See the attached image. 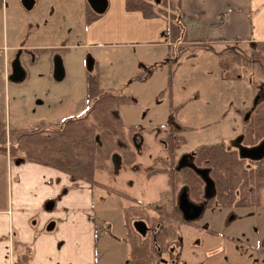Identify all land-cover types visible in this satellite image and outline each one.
Listing matches in <instances>:
<instances>
[{
    "label": "rangeland",
    "instance_id": "rangeland-1",
    "mask_svg": "<svg viewBox=\"0 0 264 264\" xmlns=\"http://www.w3.org/2000/svg\"><path fill=\"white\" fill-rule=\"evenodd\" d=\"M44 2L37 0L31 10H25L19 0H1L0 42L5 41L4 34H14V43L24 46L19 55L24 79L10 82L3 75L5 83L0 86V110L8 128H52L65 118L81 115L93 101L86 96L88 83L102 93L128 98L118 107L121 119L140 133L135 138L138 164L115 167L113 176L99 170L94 173L97 185L92 189V219L97 223V263L111 255L113 264H128L123 226L129 216L127 224L136 242L148 241L155 250L154 259L147 264H264V186L257 190V207L205 210L199 223H176L174 239L161 244L155 241V234L164 223H175L170 218L152 222L159 212L149 206L159 199L170 202L168 196L161 195L166 189L165 174L151 171L164 168L155 157L165 156L162 139L172 123L185 129L180 132L185 144L175 151L177 157L180 151L191 152L199 144L223 141L229 146L241 126L236 110L243 109L246 120L249 112L264 109V53L245 43L211 45L214 51L232 50L242 57L237 65L232 64L239 75L234 81L221 79L217 56L207 47L184 50L177 58L179 65L173 62L166 69V57L160 59L157 53L160 48L67 46L71 36L65 35L67 30L64 34L59 31H64L67 19L63 13L56 14L55 3ZM39 12L50 15L42 30H36L29 19ZM19 50L8 52L7 59L5 56L8 72L9 62ZM56 56L63 68L60 80L52 77ZM4 157L8 156L0 152V204H5L8 196ZM229 213L235 217L230 223L226 219ZM135 220L146 225L143 236L133 229Z\"/></svg>",
    "mask_w": 264,
    "mask_h": 264
},
{
    "label": "crops",
    "instance_id": "crops-1",
    "mask_svg": "<svg viewBox=\"0 0 264 264\" xmlns=\"http://www.w3.org/2000/svg\"><path fill=\"white\" fill-rule=\"evenodd\" d=\"M45 1L44 4L55 3L56 14L63 13L64 20L67 19L64 31L63 28L59 30L63 34L67 30L65 35L71 36L72 42H67V46L82 49L160 48L158 56L160 59L166 57L164 65L170 69L168 55L174 44L168 38V18L165 16L144 18L138 10H126L125 0H107L105 11L84 24L86 0ZM36 2L34 0L32 8ZM164 2L166 16L171 11L169 2L177 3L182 44L187 48L264 42V0ZM1 6L0 0V9ZM29 19L31 25L37 26L36 30H42L49 24L50 15L39 12L31 14ZM3 38L5 41L0 42V53L4 56L0 58V86L5 83L3 75L8 74V52L19 48L21 53L24 47L22 43H14V34L10 37L4 34ZM174 63L179 65V62ZM4 159L8 196L6 203L0 204V264H98L97 223L92 219L93 187L84 181L71 182L65 173L47 166L32 162L16 164L8 157ZM48 201L53 203L50 210L44 209ZM50 222L53 227L46 230ZM13 242L17 243L15 251ZM26 246L30 259L19 261L18 252ZM103 261L101 264H113L111 255L105 256ZM127 263L130 264L128 254Z\"/></svg>",
    "mask_w": 264,
    "mask_h": 264
},
{
    "label": "trees",
    "instance_id": "trees-1",
    "mask_svg": "<svg viewBox=\"0 0 264 264\" xmlns=\"http://www.w3.org/2000/svg\"><path fill=\"white\" fill-rule=\"evenodd\" d=\"M125 9L138 10L144 18L165 16L168 21V38L172 44L170 48L169 67L178 59L180 54L188 49L182 44L183 35L181 23L176 13L177 3L169 2L171 11H165L164 0H125ZM98 14L93 13L85 2L83 23L88 24ZM257 53H264V42L255 43ZM172 50V51H171ZM209 52L217 56V63L223 80H236L239 75L232 64H238L242 57L232 50H212ZM228 53H230L228 55ZM168 75L167 86L171 81ZM86 84V96L93 98L92 104L84 113L75 117H68L54 124L52 128L40 125L31 129L8 128L2 118L0 110V152L12 161L32 162L47 166L65 173L71 182L83 180L94 187L95 171H104L113 176L115 167H132L136 165L137 156L135 138L139 136L135 125H125L119 113V105L128 98L110 93ZM132 101V100H130ZM262 109H260L261 111ZM90 118V120H88ZM248 129L247 141L254 142L264 135V116L260 119L254 116ZM172 123L162 139L165 156H156L162 161L164 168L152 170L151 173H163L166 176V189L161 195L170 198V202L162 203L161 199L150 204L153 211H158L156 220L172 219L175 224L164 223L155 234V241L163 243L173 240L176 236V223H180L175 208L176 192L182 182H189L186 169H175L174 149L184 142L181 131ZM8 133V135H6ZM7 136V144L5 136ZM6 144V145H5ZM196 158L209 167L215 185L219 206L238 204L244 207L258 203L257 190L264 186V159L254 163L253 166L243 165L222 141L201 144L196 148ZM138 164V163H137ZM235 190H239L240 198L234 201ZM120 194V193H119ZM125 196V195H122ZM240 200V201H239ZM165 212V213H162ZM125 237L128 241V262L130 264H147L154 259L155 250L148 241L137 243L135 234L125 225ZM17 243H12L16 250ZM19 261L30 259L29 248L26 246L18 252Z\"/></svg>",
    "mask_w": 264,
    "mask_h": 264
},
{
    "label": "flooded vegetation",
    "instance_id": "flooded-vegetation-1",
    "mask_svg": "<svg viewBox=\"0 0 264 264\" xmlns=\"http://www.w3.org/2000/svg\"><path fill=\"white\" fill-rule=\"evenodd\" d=\"M19 55H20V52H19ZM19 55H18V59H19ZM9 64H10V62H9ZM9 70H10V68H9ZM8 74H9V72H8ZM236 111L240 115V124H241V126L239 127V130L237 132H235V134L232 136V139L230 141L229 146L226 147L225 144H224V146L237 159H239V161H241L243 165L253 166V165H255L254 163H257V162L263 160L264 159V155L260 159L254 160V159H250V158H247V157H241L239 155V150H240V148L253 147V146L257 145L261 140L264 139V135H262L261 137L256 139L254 142H251V141H247L248 135L246 136V133L248 134L247 131L249 129V126L251 125L250 123L252 122L253 117L254 116H258L259 119L261 117H263L264 116V109H262L261 111H260V109H257V111L252 112V113L249 112L247 117H246V120H245V117H243V115L241 114L242 111H244L243 109H241L239 111L236 110ZM244 122H245V124H244ZM184 130H182L181 132H183ZM213 143H216V142H213ZM135 144L136 143L134 141V145ZM162 144H163V142H162ZM184 144H185V142H183L182 144H179L174 149V154H175V151L178 149V147L181 146V145H184ZM208 144H211V143H208ZM199 145H201V144H199ZM199 145H197V146H199ZM197 146H195L194 149L191 152L180 151L178 153L177 157H175V155H174V158H175V169H176V165H177V160L181 156H184V160H183L184 164L179 169H186V171L188 172L187 175L189 176V179H190V183L184 181V182H182L180 184V186H179V188H178V190L176 192V196H177V193L180 190H185L186 195H187L188 199L190 200V202H192L194 204H200V205L203 206V209H202V211H201V213H200V215H199V217L197 219L192 220V221H183L182 218H181L180 213L178 212V210L176 208V196H175V208H176V210L178 212V215H179V218L181 220V223H192V224L199 223L201 221V219H200L201 215L203 214V212L205 210L206 211H209V210L210 211H215V210L217 211L218 209H232L233 211H235L237 209H245V208L252 207V206L253 207H257V205H259L257 203L255 205H249V206H245L244 205V207L241 206V205H238V204H236V205L235 204H231V205H228V206L227 205L226 206H219V203H218V200H217L216 185H215V182H214V179H213L212 175L210 174L209 167L206 166L203 162L202 163L199 162L198 159L196 158L197 157L196 156V148H197ZM199 169L200 170L206 169L207 170L206 175L212 181L214 192H213L212 196L209 197V198H206L204 196L205 182H204L202 176L197 172V170H199ZM239 192H240L239 190H235L234 191V193L236 195V198L234 199V201H238V199L240 198L239 197L240 196ZM128 209H130V206L128 207ZM233 216L234 215H232L231 213H229V215L227 216L226 219L228 220L229 223L232 222V220L235 218ZM128 218H129V216H128ZM128 218H126L127 223H129ZM135 221H140V220H135ZM141 222L144 223L143 221H141Z\"/></svg>",
    "mask_w": 264,
    "mask_h": 264
},
{
    "label": "water",
    "instance_id": "water-1",
    "mask_svg": "<svg viewBox=\"0 0 264 264\" xmlns=\"http://www.w3.org/2000/svg\"><path fill=\"white\" fill-rule=\"evenodd\" d=\"M34 0H20L21 6L25 10H30L33 6ZM86 3L90 10L95 14H102L107 6V0H86ZM19 51L15 53L12 60L9 64V74L7 75V80L10 82H20L25 77V71L20 65L18 59ZM88 67L91 65V61H87ZM63 76V68L61 64V60L58 56H56L52 61V77L54 80H60ZM239 155L241 157H247L250 159H260L264 155V139L261 140L257 145L250 147V148H240ZM184 156H181L177 160L176 169H179L183 166ZM17 164L18 161H15ZM197 172L202 176L205 182L204 188V196L209 198L212 196L214 190L212 181L206 175L207 170H197ZM53 203L48 201L44 204V209L50 210L52 208ZM176 208L181 215L183 221H192L199 217L203 206L200 204H194L190 202L188 199L185 190H180L176 196ZM53 227V222H50L46 226V230H51ZM133 229L141 236H143L147 230V227L141 221H134L132 223Z\"/></svg>",
    "mask_w": 264,
    "mask_h": 264
}]
</instances>
